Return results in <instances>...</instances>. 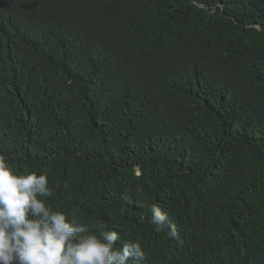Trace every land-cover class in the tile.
<instances>
[{"label":"trees","instance_id":"trees-1","mask_svg":"<svg viewBox=\"0 0 264 264\" xmlns=\"http://www.w3.org/2000/svg\"><path fill=\"white\" fill-rule=\"evenodd\" d=\"M0 152L140 264H264V0H0Z\"/></svg>","mask_w":264,"mask_h":264},{"label":"clouds","instance_id":"clouds-1","mask_svg":"<svg viewBox=\"0 0 264 264\" xmlns=\"http://www.w3.org/2000/svg\"><path fill=\"white\" fill-rule=\"evenodd\" d=\"M54 191L46 173L17 174L0 152V264H140L146 259L139 239L117 246L122 230L54 210L47 203ZM148 210L155 230H167L179 243L168 212L156 205Z\"/></svg>","mask_w":264,"mask_h":264}]
</instances>
